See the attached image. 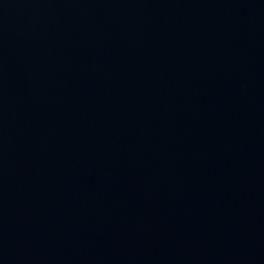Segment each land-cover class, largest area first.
I'll return each mask as SVG.
<instances>
[{"label": "water", "instance_id": "water-1", "mask_svg": "<svg viewBox=\"0 0 264 264\" xmlns=\"http://www.w3.org/2000/svg\"><path fill=\"white\" fill-rule=\"evenodd\" d=\"M0 264H264V0H0Z\"/></svg>", "mask_w": 264, "mask_h": 264}]
</instances>
